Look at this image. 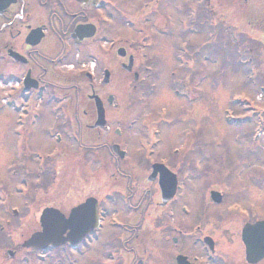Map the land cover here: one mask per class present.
Instances as JSON below:
<instances>
[{
    "label": "flooded vegetation",
    "instance_id": "obj_1",
    "mask_svg": "<svg viewBox=\"0 0 264 264\" xmlns=\"http://www.w3.org/2000/svg\"><path fill=\"white\" fill-rule=\"evenodd\" d=\"M125 2L0 0V23L7 20L6 25L0 27V95L3 94L0 98L4 96L6 101V106L0 107V111L5 110L1 114L0 129L3 126L8 129V151L11 152V145L14 158L7 160L5 155L7 163L3 169L15 180L11 186L12 193L24 197L22 207L29 209L34 197L44 191L41 186L46 175L55 178L57 169L51 164L65 151L69 142L77 147L75 154L86 165L82 171L85 175L83 185L87 189L90 187L94 171L101 176L97 199L99 208L101 206L103 229L107 227L106 230L111 229L112 233L114 224H117L116 229L120 232L127 230L138 245L140 242L136 240L141 241L139 231L142 224L140 220L134 226L131 222L138 205L134 197L137 186L132 181L136 177L115 169L111 173L103 171L105 160L126 165L128 160L136 159L146 163L150 172L153 163H161L175 173L178 180L179 170L189 169V163L186 160L174 163L171 157L164 156L153 158L157 156L160 144V139L154 138L157 129L150 132L154 137L147 139L146 132L149 131L142 126L144 139L137 138V145L133 135L126 131L131 130L135 122L125 123V82L132 81L133 88L137 87L142 94L145 86L146 90H151L154 84L149 81L158 75L159 63L153 48L161 46V43L156 38L153 44H142L138 49H135L134 42L126 44ZM144 6L148 9L149 3ZM184 8L188 24L197 12L200 62L210 61L218 75H222L223 66L231 65V76L238 79L241 75L242 78V83L239 81L241 89L232 94L244 93L247 96V90L256 87V94L262 98L264 107V0H188ZM17 10L21 15L15 17ZM188 27L194 29L193 26ZM171 34L172 29L166 28L159 35L166 38ZM220 56L226 63L216 65ZM176 61L180 68L185 66L186 59ZM171 74L174 76L173 71ZM98 104L101 110H98ZM99 111H102L101 118ZM110 123L114 124L113 128H110ZM121 124L125 125V130ZM40 146L51 148L45 152ZM178 151L173 150L170 154ZM28 161L34 162L33 169L27 165ZM2 163L0 154V166ZM199 163L196 161L195 166L192 165V173L197 176H200L202 168ZM77 164H74L76 176L81 173L77 171ZM94 164L96 170L93 171ZM1 178L5 179L0 177V190L7 194L9 188ZM118 179L124 180L123 186H114L116 183L113 182H118ZM150 182H154L159 190L158 173ZM78 184L76 182L72 192L77 190ZM110 187L121 188L123 193L113 192ZM181 187L184 188L182 183ZM88 197L91 196L80 195L74 199L64 214L67 215ZM177 200L178 193L161 205L159 191L155 211L165 209V218L152 220L154 236L150 241L151 250L147 254L144 250L140 258L130 253L131 264H230L231 260L219 257L215 240L205 233L202 221L198 220V209L193 207L191 212L186 203H181L179 206L184 207L177 209ZM115 203L121 209L110 210V204ZM47 207L52 206L44 205L41 211ZM177 212L192 219L187 224L174 222ZM111 216L117 218L109 222ZM242 225L240 228L237 226L239 236ZM111 233L106 231L104 236L102 234L105 259L107 264L109 261L123 264V254L117 247L124 242H120V233ZM207 236L212 240L206 242ZM93 242L91 231L72 249L67 244L59 249L71 255L73 264L84 255L83 260L87 263L88 254L93 252ZM260 263L262 261L257 264Z\"/></svg>",
    "mask_w": 264,
    "mask_h": 264
},
{
    "label": "rangeland",
    "instance_id": "obj_2",
    "mask_svg": "<svg viewBox=\"0 0 264 264\" xmlns=\"http://www.w3.org/2000/svg\"><path fill=\"white\" fill-rule=\"evenodd\" d=\"M187 1L126 0L124 4L126 44L134 42L135 49H138V46L142 44H153L156 38L161 43V46L153 48L159 59L158 75L149 81L153 82V88L146 90V86L144 89L142 87L145 92L142 94L139 93L137 87L133 88L132 81L126 80L125 82V123L130 120L135 122L132 129L126 131L130 136L133 135L134 143L137 145V138L144 139L142 126L149 131V133L146 132L147 139L154 137L150 132L157 129L155 138L160 139V144L157 147V156L153 158L164 156V158L171 157L174 163L182 160L189 163V169L179 170L178 181L183 184L184 188L178 193L176 208H180L181 203H186L192 212L193 207H196L199 213L198 220L202 221L205 233L215 240L219 257L231 260L230 264H244L237 226L240 228L246 219L264 217L263 102L260 95L256 94V87H251L246 92L247 96L250 99L255 96L260 100L253 101L251 110H247L246 98H240L239 102H242L239 105L234 103L232 97L236 94L232 93L241 89L239 83V81L242 83L241 75L237 74L240 75L238 79L232 77L231 65L223 66L222 75H218V71L216 72L214 65L209 63L210 61L204 64L200 62L198 50L201 38L196 31L197 12L191 19V24H188L195 30L185 32L187 31L186 22H189L184 8ZM146 3H149L148 9L144 6ZM146 16L150 18H145ZM166 28L172 29V34L165 38L159 34ZM181 49L185 52L183 58L186 59L183 68H180L179 63L177 65L175 61V55ZM142 51L146 50L142 49ZM223 58L220 56L216 60V65L226 63ZM172 71L174 76L170 74ZM233 74L235 75V71ZM3 102L5 103V100L0 102V107L3 106ZM4 111H0V118ZM113 127L112 123L110 128ZM121 127L123 130L126 129L125 125L121 124ZM7 130L4 126L0 129V154L3 160L0 166V177L5 178L1 180L9 188L7 194L0 193V204H4L0 206V225L4 229H9V232L7 235L0 234V264H53L57 252H50L44 261H40L34 253L25 252L26 250L21 246L22 242L30 236L32 231L38 230V220L44 205L57 207L66 214L72 201L80 195L97 198L100 192L101 176L99 172L94 171L96 170V164H94L92 169L94 175L89 184L90 187L87 189L83 185L85 175H82V171L86 166L85 162H81V158L75 154L77 147L68 142L65 145V151L51 164L57 169L55 178L46 175L41 186L44 187V191L34 197L33 205L29 209L22 207L24 197L12 193L11 186L15 180L10 178L3 169L8 159H14L11 145V152L8 151ZM39 148L49 152L51 147L40 146ZM173 149L179 151L171 155ZM106 161L103 171L107 170L111 173L115 169L132 178L136 177V180L132 181L137 186V193L134 197L138 205L136 215L131 222L134 226L138 220L141 221L142 226L139 231L141 241L136 240L137 243L140 242L137 245L134 242L135 238L130 233L128 234L127 230L120 232L112 229L111 233V229L106 230V227L99 231L100 240L93 244V252L88 254L90 257L87 263L83 260L84 255L76 264H103L104 245L102 248L101 243L106 231L111 234L119 235L120 233V242L124 243H120L121 247L117 248L123 254L122 263L131 264L130 253L133 252L136 258H140L144 250L146 254L151 250L150 241L154 236L151 230L152 220L165 218V209L155 211L159 190L154 182L146 180L150 173L146 163H140L136 159L128 160L126 165ZM196 161H199V166L202 167L200 176L192 173V167L195 166ZM75 162H78L77 171L81 172L77 176L74 174ZM27 165L34 168L33 161H28ZM129 165L135 167L130 168ZM125 181L128 180L125 179ZM76 182L79 183L76 185L77 190L72 192ZM113 183H116L114 186L121 187L125 182L118 179V182L115 180ZM110 189L113 192L123 193L121 188L110 187ZM210 190L221 192L223 199L220 204L211 203ZM68 191L69 195H66ZM9 206L18 208H15L18 216L12 220H10ZM117 208L121 209L118 203L110 204V210ZM238 208L248 212L247 217H244L245 213ZM120 218H123L121 214ZM173 219L174 222L186 223L192 217L177 212ZM7 220L9 224H6ZM8 250L14 252L12 258L7 257ZM61 256L63 261L68 260L65 254L62 253ZM58 258L60 257L57 256V260ZM260 264H264V260Z\"/></svg>",
    "mask_w": 264,
    "mask_h": 264
},
{
    "label": "water",
    "instance_id": "obj_3",
    "mask_svg": "<svg viewBox=\"0 0 264 264\" xmlns=\"http://www.w3.org/2000/svg\"><path fill=\"white\" fill-rule=\"evenodd\" d=\"M98 106L100 107V105ZM154 171L160 174L159 184L162 204H164L175 193V176L161 165L154 166ZM210 198L214 203L221 201V195L216 191L210 192ZM95 208V202L89 199L74 208L66 219L56 210H44L41 216V231L33 233L23 245L44 249L64 242L75 243L94 227ZM81 216H85L84 225L79 222ZM66 230L68 231L67 235L63 237ZM241 238L245 244V256L248 262H256L264 256V221L252 225L246 224L242 229ZM8 254L12 255L10 252Z\"/></svg>",
    "mask_w": 264,
    "mask_h": 264
}]
</instances>
